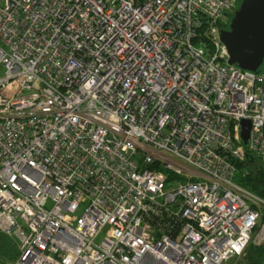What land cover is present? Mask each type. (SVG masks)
<instances>
[{"label": "built area", "instance_id": "1", "mask_svg": "<svg viewBox=\"0 0 264 264\" xmlns=\"http://www.w3.org/2000/svg\"><path fill=\"white\" fill-rule=\"evenodd\" d=\"M241 1L0 0L14 264H250L264 196L236 178L264 170V61L221 39Z\"/></svg>", "mask_w": 264, "mask_h": 264}, {"label": "water", "instance_id": "2", "mask_svg": "<svg viewBox=\"0 0 264 264\" xmlns=\"http://www.w3.org/2000/svg\"><path fill=\"white\" fill-rule=\"evenodd\" d=\"M221 39L228 48L231 64L256 71L264 61V0H242L230 27L221 30ZM251 129V120L243 119L241 136L246 146Z\"/></svg>", "mask_w": 264, "mask_h": 264}, {"label": "trees", "instance_id": "3", "mask_svg": "<svg viewBox=\"0 0 264 264\" xmlns=\"http://www.w3.org/2000/svg\"><path fill=\"white\" fill-rule=\"evenodd\" d=\"M245 162L248 166V172L245 176L238 174L236 180L242 183L252 192L264 196V170L252 160V156ZM241 166V165H240ZM248 262L250 264H264V246L251 245L249 248Z\"/></svg>", "mask_w": 264, "mask_h": 264}, {"label": "rangeland", "instance_id": "4", "mask_svg": "<svg viewBox=\"0 0 264 264\" xmlns=\"http://www.w3.org/2000/svg\"><path fill=\"white\" fill-rule=\"evenodd\" d=\"M76 214L79 215L80 211ZM19 246L20 238L18 235L10 236L0 231V264H14L20 254Z\"/></svg>", "mask_w": 264, "mask_h": 264}]
</instances>
